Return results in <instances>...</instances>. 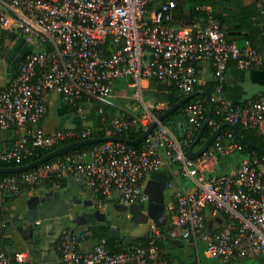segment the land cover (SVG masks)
<instances>
[{"label":"built area","instance_id":"obj_1","mask_svg":"<svg viewBox=\"0 0 264 264\" xmlns=\"http://www.w3.org/2000/svg\"><path fill=\"white\" fill-rule=\"evenodd\" d=\"M264 15V0H256ZM175 0H0V28L20 32L33 49L17 62L15 74L0 89V128L14 129L13 146L0 152V162H20L60 142L90 137V127H64L47 132L41 126L46 113V95L53 91L83 116V103L106 104L117 82L125 81L142 113L115 115L105 135L146 130L157 120L154 110L164 104L145 106L141 99L144 79L165 80L183 95L199 84L197 64L211 62L218 85L212 102L230 123L256 128L264 135V94L248 104H235L222 93L225 71L264 67V52L249 39L238 44L228 40L226 30L211 10L201 5L205 17L174 25ZM191 100V99H190ZM188 100L182 111L187 131L179 138L162 120L137 148L120 141H103L76 149L53 161L0 176V200L17 196L22 187L61 180L68 175L83 177L89 195L98 205L111 201L130 205L146 202L143 188L151 173L167 168L181 181L172 211V237L183 238L198 251L223 262L264 255V178L256 157H245L234 172L208 174L205 165L216 155L240 150L232 133L227 141L218 136L198 156L190 157L186 147L193 141L207 112V98ZM207 101V103H206ZM101 110V109H100ZM217 127L211 119L208 122ZM173 163L176 166H173ZM53 190L61 189L55 183ZM34 192V189H31ZM208 215H226L228 223L209 225ZM71 215H69V218ZM40 217L34 225L41 223ZM146 243L125 242L111 252L103 240L90 250H81L77 236L62 229L56 246L64 264H176L164 258L158 241L162 233L148 220ZM30 253L9 252L0 246V264H30Z\"/></svg>","mask_w":264,"mask_h":264},{"label":"crops","instance_id":"obj_2","mask_svg":"<svg viewBox=\"0 0 264 264\" xmlns=\"http://www.w3.org/2000/svg\"><path fill=\"white\" fill-rule=\"evenodd\" d=\"M177 3V11L174 14V18L172 23L174 25H183L189 21V14L192 9L196 5L203 6L204 9H208L219 14V21L224 30L231 28L243 21L253 20L256 26H260L263 37H264V15H261L258 11V7L256 4V0H175ZM4 31L0 28V41L1 36ZM229 32H234L232 35H236L237 37L232 40L240 44L244 38L240 37V35L244 34V30H229ZM228 32V33H229ZM6 33V32H5ZM230 34V33H229ZM213 67L211 62L208 59L202 60L197 64V74L199 78V84H204L207 80L213 78ZM13 75L12 68L6 69L5 65L2 66L0 70V89L8 84L11 77ZM225 92L223 95L227 97L232 102H245L244 104H248L255 100L260 94H264V67H251L248 69H240L235 67L234 65L228 66L225 71ZM172 84L165 80H158L155 78L152 79H144L141 82V99L145 106H151L155 104H164L166 108L168 107V102L176 93L172 88ZM199 90V89H196ZM131 92V89L126 86L125 81H119L114 87L112 96L108 99L106 104H109L113 107L114 111L118 113L122 112H143V106L137 105V110L133 108V101L129 98L121 100L116 97L117 93L125 94L126 92ZM192 99V98H191ZM46 113L41 120V126L47 132H53L56 129L64 128V127H76L77 125V114L75 111L73 112L69 106H67L61 99V96L56 92L50 91L46 95ZM135 111V112H134ZM181 110L178 113H182ZM116 114V115H117ZM187 126H184V130H186ZM18 137V133L14 129H2L0 128V152H4L9 150L16 138ZM200 146L198 143L195 146L197 149ZM243 158H241L240 162L224 171L223 173L216 172V165L218 164V159L215 158L213 162H209L205 165V171L208 174H226L234 172ZM225 164V163H224ZM163 172L168 171L167 168H163ZM67 185L64 188H67L70 194H76L81 199L92 201L94 200L88 193L84 185L83 177H77L76 175H68L66 176ZM63 188V187H62ZM61 188V189H62ZM47 189L46 186L41 185L39 189L34 190V192L28 191L18 194L12 198H9L7 202H4V197L0 200V246L3 244V248L9 252H14L18 250L28 251L30 253L29 261L30 264H64L61 260L60 253L56 246V240H51V247H43L44 245V237L54 236L56 233L55 224L48 225L47 232H39L35 228L37 225H34L35 228L32 232L31 239L25 240L22 237V233L17 229V221L16 216L20 215L26 210V206L23 211L19 209V206L16 205V200L21 195L26 193V198H28L31 194L42 191H54V193H58L59 190ZM39 190V191H37ZM115 201H111L110 209H112V204ZM175 203V194L173 201H170L168 206H172ZM4 209H7V213H5ZM20 210V211H19ZM209 225H219L226 224L228 221L222 216L212 217L208 215L207 217ZM11 228V231L21 236V238L25 242H32L34 232L37 231V234L40 236L41 241L37 246H32L28 248H20L11 246L10 242H5L7 238L10 237L9 234H6L5 228ZM64 229V228H63ZM62 230V229H61ZM90 229L88 233H90ZM59 235V234H58ZM57 235V236H58ZM79 247L81 250H90L95 244L96 239L93 237L83 236L78 240ZM173 251L183 256L185 264L193 261L194 258L193 246H191L187 240L183 238L176 237L173 239ZM81 244V245H80ZM2 247V246H1ZM195 250V249H194ZM168 252V250H164ZM203 254V259L197 256L198 264H217L213 258H209L205 255L202 246H199L198 252Z\"/></svg>","mask_w":264,"mask_h":264},{"label":"water","instance_id":"obj_3","mask_svg":"<svg viewBox=\"0 0 264 264\" xmlns=\"http://www.w3.org/2000/svg\"><path fill=\"white\" fill-rule=\"evenodd\" d=\"M230 34L234 32H229ZM8 38L11 41H0V70L3 65L6 69L11 67L15 60L20 59L26 52L33 49V45L29 44L25 36H21L18 40L16 38L15 32H8ZM14 58V59H12ZM203 93L208 101V108L206 116L199 127L194 140L189 144L186 149V153L190 157H198L216 138L223 126H228L231 128L234 137L241 143H244L264 154V148L258 144L246 140L240 136L237 129L233 123L226 121L225 123L218 126L208 138L200 144V146L195 149L198 144V140L202 134L203 129L208 124L211 114L213 102L211 96L205 90L199 89L194 92L184 95L178 101L168 106L163 112L157 116V120L152 121V123L147 127L146 130L141 132L135 138H126L118 135H105V136H91L88 138L75 140L67 144L61 145L55 149H52L42 155L41 157L32 160L26 164H20L16 166H0V174L3 173H14L19 171H24L36 167L54 157H57L67 150L72 148L87 145L92 143H98L103 141H120L127 144H137L144 140L148 133L157 124V121L163 120L168 114L172 113L178 109L182 104L190 100L196 94ZM175 133L179 138L185 136L184 126H188V120L186 115L182 113H177L173 117ZM264 173V171H263ZM180 178L174 176L170 171H155L150 174L148 180L144 185V192L147 194L146 202L132 203L130 205H125L122 203H113L112 210H110V205L100 206L94 203L91 199H81L76 194H70L67 188H62L56 194L54 191H42L31 194L26 200V210L20 215L16 216L17 229L22 233V237L25 240L31 239L32 232L35 228L34 220L38 217L44 219H52L59 215H69L70 209L74 203H82L84 206L88 207V210H82L79 214L73 217L74 225L72 226V232L77 236V239H81L83 236L92 237V233H88L89 227L84 226V221H81L82 217L88 218V224L90 226H97L100 224L109 226L110 233L114 234L116 238L120 237V225L111 227L108 222V215L111 213L113 216L119 215L122 212L127 213V219L130 217L132 224L129 226L130 236L132 237H142L145 236L149 229L148 220L154 221L157 227H161L167 222L165 216V211L167 205L165 202L166 195L170 198L178 190V184ZM112 211V212H111ZM126 220V219H125ZM125 220L123 221L125 223Z\"/></svg>","mask_w":264,"mask_h":264},{"label":"trees","instance_id":"obj_4","mask_svg":"<svg viewBox=\"0 0 264 264\" xmlns=\"http://www.w3.org/2000/svg\"><path fill=\"white\" fill-rule=\"evenodd\" d=\"M179 7V6H178ZM174 9V14L177 11V8ZM212 13L214 14V16H216L219 19V14H217L216 12L212 11ZM205 12L204 11H195L194 8L192 9L191 13L188 15L190 19H194L195 17H200V18H204L205 17ZM229 30H244V34L240 35V37L244 38V39H249L252 44L260 51V52H264V37H263V33L262 30L260 28V26H256L255 22L253 20H246L243 21L235 26H232L231 28L226 30V37L228 40H232L233 38L237 37L236 35H232L229 34ZM18 62V61H17ZM17 62L15 63L14 66H11L10 68H12L13 71V75L15 74V69L17 66ZM214 74V73H213ZM12 75V76H13ZM12 78V77H11ZM218 79L215 75H213V78L207 80L204 84H198L196 86V89H202L205 90L206 92H208L210 94V96H213L215 91H216V87L218 85ZM174 91L176 92L174 94V96H172V98L169 100L168 102V106L172 105L173 103H175L176 101H178L180 98H182L184 95L174 86L172 85ZM225 92V85L223 82L222 85V93ZM206 96L203 93H199L196 94L195 96L192 97L191 100H197V99H202L205 98ZM190 100V101H191ZM207 103V101H206ZM235 104H244L245 102H234ZM185 104V103H184ZM184 104H182L178 109H176L175 111H173L172 113L168 114L165 118H163V122L167 125H169L172 130L175 132L174 129V123H173V117L175 114H177L178 112H180L184 106ZM84 111H83V116L81 115H77V128H83V127H90V137L91 136H105V132L106 129H108L110 127V122L111 119L117 114V112H115L113 109V107H111L109 104H101L99 105L97 102H92V103H83L81 104ZM70 108L73 112L75 111L74 107H68ZM101 109V110H100ZM165 109L163 110H154L158 115L163 112ZM212 121H215L217 123V127L220 126L221 124L225 123V117L223 116L222 113L217 112L216 111V107H215V103L213 102V106H212V114H211V118ZM237 132L240 136H242L243 138H245L246 140L252 141L256 144H258L259 146L264 148V135L261 131H259L256 128H250V127H245L240 123H235L234 124ZM216 127V128H217ZM187 131V128L185 130V132ZM214 131V126L212 124H207L205 126V128L202 131V134L198 140V143L201 144L202 142H204V140L206 138H208V136L211 135V133ZM142 131V129L136 131V132H123L121 133L120 136L126 137V138H135L137 137ZM228 133H232V130L230 127L228 126H223L218 134V137L222 140V141H227L228 137L227 134ZM78 139L75 138H71V139H67L64 140L62 142H60L59 144L46 149V150H38L37 154L35 156L29 157V158H25L20 162H14V161H10V162H6V161H2L0 162V166H16V165H20V164H26L32 160H35L39 157H41L42 155H44L45 153H47L48 151L55 149L61 145L67 144L69 142L75 141ZM235 140H237L235 138ZM238 141V140H237ZM192 141L189 142V144ZM239 142V141H238ZM143 141L137 144H134V147L139 148L142 145ZM241 145V149L237 150L242 158L245 157H256L257 162L256 164L262 168L264 167V154H262L260 151L239 142ZM95 143L92 144H87V145H81L75 148H72L70 150H67L66 152H64L63 154L57 156V157H61L67 153H70L73 150L76 149H83V148H87L92 146ZM189 144L187 145V147L189 146ZM186 147V149H187ZM54 157L50 160H48L47 162L53 161L55 158ZM173 166H176L175 163H173ZM263 169V168H262ZM264 171V169H263ZM21 171L19 172H14L15 174H19ZM8 174H13V173H3L0 174V176L3 175H8ZM263 178H264V173H263ZM59 183V187H64L67 185V180L66 178H63L61 180H49L43 184H34L32 186H23L22 187V191L23 192H28L31 191V189H34L36 191V189H39V187L41 185H44L47 187V189H55L53 188L55 183ZM39 191V190H37ZM14 196H5L4 197V202L6 203L7 200L9 198H12ZM100 196L96 197L95 200L99 199ZM5 213H7V209H4ZM172 211H168V217L169 220L162 225L161 227H159L160 232L162 233V238L158 241L159 243V247H160V251L161 254L164 258H166L167 260L174 262L176 264H185L184 258L183 256L179 255L178 253L173 251V244L171 243L173 239H176V237H172L169 235L168 231L171 228V215H172ZM224 218L226 219V215H224ZM91 233H92V237L94 239H96V243H100L102 240L104 241L103 244L111 251V252H116L120 249L121 245L124 244L125 242H133V243H146L147 241V237L146 236H142V237H127L125 239H123L122 241L120 240L121 237L116 238L113 234L110 233V229L109 226L107 225H97V226H90L89 227ZM66 231H72L69 227H65ZM10 242L8 240V238L5 240V242ZM2 248H3V244H1ZM168 250V252H165L164 250ZM193 257L196 258L193 261L187 263V264H198L197 263V256L200 257V259H203V254L199 251H196L193 249V253H192ZM217 261H219V259H216L215 262L217 263ZM235 264H264V255H257V256H251V257H247L243 260H238V261H234Z\"/></svg>","mask_w":264,"mask_h":264},{"label":"rangeland","instance_id":"obj_5","mask_svg":"<svg viewBox=\"0 0 264 264\" xmlns=\"http://www.w3.org/2000/svg\"><path fill=\"white\" fill-rule=\"evenodd\" d=\"M116 97H118L121 100L129 98L133 102V108L137 110V101L133 99L131 92H126L125 94H120L117 93ZM135 112V111H134ZM138 113V112H135ZM142 113V112H140ZM119 114V113H118ZM216 158L218 159V164L216 165V172L223 173L224 171H227L231 165L237 164L240 162L242 156L241 154L235 150L231 151L227 154H222V155H216ZM225 163V164H224ZM264 169V167H262ZM181 183L184 187H189L192 186V181L190 178L186 176H179ZM26 193L21 195L19 198L16 200V205L19 206V209L23 211L24 207L26 206ZM166 205L169 204L170 198L167 197L165 199ZM84 205L82 203H74L70 209L69 215H71L72 218H69V215H59L57 217H54L52 219H41V223L37 225L35 230L37 229L39 232H47L48 225L55 224V230L56 233L54 236L51 237H44V245L43 247H51L52 243H50L51 240H56L57 235L61 232V229L65 227H72L74 225L73 222V217H75L77 214H79ZM19 210V211H20ZM112 210V209H110ZM127 218V213L122 212L120 215H115L113 216L111 213L108 215V222L111 225V227L121 225L120 227V235L121 236H126V231L124 229V220ZM6 234H9L10 237L8 240L10 241L11 246L13 247H20V248H28V247H34L39 244L41 241L40 236L37 234V231L34 232L33 236V241L32 242H25L21 236L17 235L13 231H11V228H5ZM81 245V244H80ZM203 248V246H202ZM215 261V260H214ZM217 264H235L234 262H223L221 260L217 261Z\"/></svg>","mask_w":264,"mask_h":264},{"label":"flooded vegetation","instance_id":"obj_6","mask_svg":"<svg viewBox=\"0 0 264 264\" xmlns=\"http://www.w3.org/2000/svg\"><path fill=\"white\" fill-rule=\"evenodd\" d=\"M8 33L6 32H3L2 33V36H1V41H11L10 40V38H8V35H7ZM15 34H16V38L14 39L15 41L16 40H18V38H20L21 36H23V34H21L20 32H15ZM12 59H14V58H12ZM19 59H17V60H15V62H14V64L12 65V66H14L15 65V63L18 61ZM57 194V193H56ZM173 198H174V195H172L171 197H170V201H173ZM93 202L94 203H96V204H98L95 200H93ZM110 205V204H109ZM89 208L88 207H86V206H84L83 207V209L82 210H88ZM112 212V211H111ZM121 214V213H120ZM119 214V215H120ZM165 216H166V218H167V221L169 220V215H168V210L166 209V211H165ZM70 218H72V217H70ZM81 221H84V226H86V227H90V225L88 224V218H86V217H82L81 218ZM132 224V221H131V219H130V217L127 219L126 218V220H125V223H124V229H125V231H126V236H121L120 235V240L122 241L123 239H125V238H127V237H130V231H129V226ZM120 227H122L121 225H120ZM70 229L72 228V227H69ZM65 229V228H64ZM72 230V229H71ZM114 235V234H113ZM115 236V235H114Z\"/></svg>","mask_w":264,"mask_h":264}]
</instances>
